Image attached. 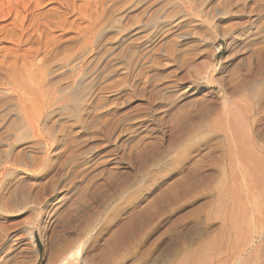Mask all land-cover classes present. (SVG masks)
Wrapping results in <instances>:
<instances>
[{
    "label": "rangeland",
    "instance_id": "obj_1",
    "mask_svg": "<svg viewBox=\"0 0 264 264\" xmlns=\"http://www.w3.org/2000/svg\"><path fill=\"white\" fill-rule=\"evenodd\" d=\"M61 1L63 4L61 3ZM61 1L59 0L47 1L43 6L38 8V11L36 10L34 14H32L31 16L32 19L30 20L31 25L27 29L26 37H25L27 44L21 46L20 51L16 52L14 50L15 47L13 42L10 39H8L10 37V34L7 35L8 37H6L5 39L6 41L0 43V49H3L2 52H0L1 55L0 59L2 60V58L3 59L6 58V60L8 59L7 61H10L13 60V58L15 57H17L18 59H23L24 57H26V55L28 56V54L35 53L37 51L38 53L39 52L41 53V51L43 50L42 53L44 52L46 53L47 52L46 42L48 41L47 39L50 34L52 36L55 35L53 37H55L57 40L60 39L59 41H62L65 36L70 37L72 39V46L70 48L71 50L65 51L66 53L62 51L59 56V59L60 58L61 59L58 60L57 63L55 62V64H53L54 62L40 66H38L39 64H36L34 65L35 66L34 68L33 66H27V68H25L26 71L24 70L25 72L21 70L22 66L20 67V65H18L20 64V62H18V64L14 67L12 66H8V68L6 67L7 70L9 69L10 71L14 69V72L16 73L15 75L14 72H9L8 70V74L13 73L14 74L13 77L15 79L16 78L19 79V82L22 80L21 85L23 88H20L19 91L11 90V87L7 83L9 82L10 79L7 81L5 80V78H3L5 80L4 82H1L0 80V91H2L0 92V95L7 96V103H5L6 105L3 104L0 106V124L3 123L2 125H0V132H1L0 142L6 144L5 146V145H1L2 143H0L1 146L0 156H2L3 159L6 160L8 159L7 163H11V161L13 160L12 165H14V167L12 168L10 164L4 165V163L0 162L1 166H3L4 168L6 167L5 169L0 168V172H1L0 174H2V176L0 177V180L2 179L0 181L2 182L0 183V198L3 199L0 200V203L1 204L3 203L5 207L8 205L7 206L8 208L7 207L6 208L10 211L9 213V211L5 209L4 211L6 212V214L4 211L0 212V221L2 222V223L0 222V224L3 226L7 224V226L6 225L4 226V228H6L5 230L7 231V233L16 234V237L17 238L19 237L16 246L17 248H19L20 251H22L20 252V255L17 256L18 258L16 257L17 261L15 262L13 261L12 263L16 264L17 262V264H45L46 249L50 247L51 250L53 249L54 246L50 245L51 241L49 236L42 233L44 226L43 222L45 220L44 210H41L40 206L34 207L32 204V201L37 200L35 199L36 194H37L36 196L37 198L39 199L44 198L43 196L41 197L40 195H38V193L41 190H43V188L41 187H45L46 190L50 192L52 186H53L52 188L53 190L51 189L52 192H50L51 195H53L52 199L57 194L60 193L59 198L62 196L61 198L65 197V199L67 200L68 199L72 201L75 200L73 202L74 203L73 206L69 208L70 211H74L73 213L74 217L71 218L70 212H68L65 215H62L60 218L61 223H60V228L58 230L67 232L66 234L67 238H69L70 236L72 238H75L74 236H76L75 234L77 232H79L80 230L81 231L85 230L84 233L86 232L89 233L88 234V237L90 238L89 241L92 239V240H96L97 242L99 239H102L103 236L105 237L106 235L105 233L107 230H109L110 227V223H111L110 221H112L114 217L119 219V221H123L126 219L125 220L126 222L133 221L134 223H136L135 226L136 228L134 227L133 229H130L129 230L130 234L129 232L125 234L126 238L124 237L125 241L122 243V247L120 248L121 250L118 252V255L116 257L117 261L114 258V260L109 264H115V263L143 264L145 260L147 261L144 264H152V262L153 264L180 263L181 260H183L184 258V254L186 256L185 259L187 258L189 249H190L189 252L191 251L190 252L191 255L194 252L193 249H195V253H194L195 255L199 250L198 247L200 248L201 246L205 245L204 242L207 243L208 241L209 243L213 241L214 237L216 240V238L219 236V230H220L219 227L221 228V224L219 222L220 221L219 219L214 220V216H215L214 191H212L210 188H205V190L199 188L195 190L193 193H191V195L187 196L185 199L182 200L180 199L181 201L177 200L176 201L177 203L171 202L170 205V202L167 203L164 202L165 204L163 203L162 206L160 207L158 206V208L155 207V209L154 208L150 209L149 210L150 216L148 215L149 216L148 218L140 219V222H143L141 223V225H139L140 222L137 221V218L138 220L140 218L138 216L140 214L136 212H130L129 211L131 207L130 205H132L133 202L137 201L139 199L138 197L140 196L150 197L151 196L150 194L153 193L152 190L155 189L156 185L159 186L161 185L160 188L164 190V188L162 187L165 186V188H167L169 185L167 183H171V180H169L170 174L168 173L174 169V164H170L171 159H169L170 157L167 156L168 154H170L171 152L170 150L178 145L177 142L173 141V137L176 134L175 132L177 129L179 130V131L177 130L178 133H180L182 136L185 135L184 138L186 137L187 132H189L190 122L197 120L196 101L198 100L200 101L201 98H208V96L205 97L202 96L204 92L208 91L210 94L209 98L212 97L214 98V100L221 102L220 95L225 94V96L228 97V92L227 93L225 92L224 88L222 87L223 84L221 83V81L223 83H226V79L227 80L229 79L228 77L232 78L233 80L235 79L234 80L235 82L244 81L245 78H247L248 75H250L252 69H254V65L256 67V65L258 66L262 64L264 59L263 58L264 54L260 52H261V46H264V42H263L264 20H262L264 19V15H263L264 0H103L101 3L99 2V0H65V3L63 2V0ZM108 4L112 6L110 7ZM34 15L37 16L35 19L33 18L35 17ZM254 16H259L260 19L259 23L261 24H257L258 22L257 23L254 22L253 25L256 27L251 29V31H249V29H247L249 28L248 24L254 18ZM247 17H249V19ZM34 20L36 22H34ZM62 21L64 24L62 23ZM246 22L248 23L246 24ZM256 24L259 25L260 28H258ZM3 25L6 26V30L10 31L12 27V22L10 23V20H8ZM174 29L176 30L174 31ZM177 31H183L187 34H189V31L191 32L189 35H187L184 41L180 38H178L180 40H177V38L174 36V33ZM175 47L178 49V51ZM15 52L17 53V55ZM177 52H179V54ZM3 53L4 55H2ZM173 54L175 56L178 57L180 56V57L177 59ZM20 55L23 57H21ZM59 61H61L62 64H60ZM238 62L241 63L238 64ZM74 66L76 68H74ZM15 67H19V68H15ZM30 67H32L33 70ZM62 67H64V69H62ZM70 67L72 71L69 70ZM2 68L3 71L6 70L5 67ZM28 68L34 74L32 73L28 74L29 72V70L27 71ZM82 68H84L85 70ZM17 69L18 71H16ZM89 75L91 76V79L89 78L90 77ZM29 76H31L32 78ZM13 77L11 78L14 79ZM78 77L82 78V82L79 83V85H77L76 93L71 94L69 93L70 91L69 86L73 85V83L79 82L80 79ZM15 81H17V83L19 84L18 80ZM23 81L26 83H24ZM175 81L178 83V85ZM38 82L39 84L36 85V83ZM27 83L29 84V86H32L30 87L31 89L29 88ZM189 83L190 85H193L194 93H192L193 95L189 98L187 96L186 97L184 96L182 100V97L181 95H179V92H182L183 90L180 88L184 85H189ZM195 84L198 86L197 88H194ZM23 85L27 87V88L25 87L26 89L28 90L30 89L29 90L30 93L31 91H33V94L32 93L30 94L28 90L24 88ZM82 87H85V89L87 90H85ZM34 88H37L36 91L33 90ZM154 90L156 92H154ZM11 91H13L16 94L12 93ZM87 91L90 92L88 93ZM163 91H166L167 93L166 92L163 93ZM172 91L174 92V94L176 92L178 93L174 95ZM3 92L6 93L4 94ZM58 92L61 93L59 94ZM21 93H24V95ZM75 94L76 96L77 95L79 96L75 97L74 96ZM18 95H20L22 99L18 98ZM72 95L74 97H72ZM45 96L46 98H44ZM47 96H49L50 98L49 97L47 98ZM163 96L165 97L167 96L169 98L167 97L165 98ZM170 96L171 97L174 96L173 99L177 101L171 99ZM178 97L181 98L179 99ZM52 98L56 99L55 103L52 102ZM65 98H70L72 100L67 99L68 101L66 100L67 101L66 103V101L64 100ZM28 99L31 100L29 101ZM159 99H160V103H159ZM12 100H15V102L16 101L19 102V100L20 101L22 100V102L25 103L23 104L25 106H28L30 112L32 113V116L31 114H28L27 116L33 117L32 122L34 124L32 123L33 126L31 127L33 131L31 130V128H29V130L26 129L28 125H29L28 127H30L31 125V122L29 121L31 117L27 119V116H25V120L23 117L24 114L23 116L19 117L24 123L26 122V127L25 124H23L19 118H16L17 116L14 113L19 111L20 114L22 107L19 104L21 102H19V104L18 102H16L17 105H15V103H13L14 101L12 102ZM170 100L171 102H169ZM172 100L174 102H172ZM30 102H32V107ZM50 102H52L53 104ZM60 102H61L60 104L61 107L59 106ZM161 102H164V104H162ZM72 103H74L75 105ZM9 104L10 107L8 106ZM182 104L185 105V107ZM76 105L81 106L78 109L79 111L76 110L78 107ZM17 106L19 107L17 108ZM63 106H64L63 109L67 110V111L65 110L66 111L65 114L67 112L68 114L71 112L69 115L64 114V110L62 109ZM66 106L68 109L66 108ZM68 106L71 109H69ZM1 107L3 108V110H1L2 109ZM26 108L27 107H25V109ZM60 109H62L61 111L63 112H61ZM171 109L173 111L174 110L176 111L173 112L171 111ZM27 110H25L26 113ZM72 113L75 117L72 115ZM75 113H77L79 117L76 116ZM12 114H14L13 115L14 117L12 116ZM6 115L7 118L5 119ZM2 116L3 118H1ZM92 117L93 118L97 117L96 119L98 118L99 119L96 120L94 118L95 119L94 120ZM187 117H188V119H186L187 124H185L182 128L179 127L175 129V122L178 121V119H183ZM37 118L38 120H36ZM15 119L18 120L15 121ZM84 119H86V121ZM27 120L30 122V124H27L28 123ZM34 120L36 121V123L34 122ZM18 121H20V123H18ZM80 122L83 123L84 126ZM12 124L13 126L11 127ZM20 124H22L24 129L22 128V126L21 128L19 127ZM15 127L16 128L19 127L20 130L23 129L22 130L23 132L21 134L23 135L25 134L26 136H29L27 140H25L24 137H22V142L19 140L20 137L23 135L20 136V133H19L20 137L18 136V134L16 135L15 133H17L18 130H15L14 129ZM25 130H28L31 133L28 131L26 132ZM10 131L12 135L19 137L18 139L19 142H17L16 140L17 144L15 143V139H17L16 137H13L12 140L10 139L12 136L11 134H9ZM67 131H70V133ZM5 134H7V136ZM66 134H70V135H66ZM4 135H5L4 137L5 141L3 139L2 141L1 138ZM91 136L94 139L91 138L92 140H89V137ZM8 138L10 141L8 140ZM11 146L13 147V149H11ZM22 146L23 147L25 146L26 148L25 147L23 148ZM21 147L25 149L26 152L29 151L31 155H33L32 158H30L31 155L29 157L30 163H28L29 152L28 154L26 153L27 155L21 162L17 160V157L15 156L17 154V151L15 152V150H20V151L23 150ZM95 148L96 151L94 150ZM146 148L149 149L146 150ZM3 149L4 151H6L5 156H3L4 155ZM30 149H32V151ZM89 150H92L91 151L92 153L90 152L88 153L90 154V156L86 153ZM149 150L150 152H147ZM33 151L35 152L33 153ZM10 153H12L11 157H9ZM12 156L14 158L16 157L15 160ZM35 158L38 161V163L37 161H35ZM67 158L69 160L70 158L72 159L69 161ZM25 159L28 160V162ZM50 159L53 160L51 161ZM64 159L68 160L69 162ZM9 160L11 161L9 162ZM57 160L59 163L54 162ZM62 160L63 162H61ZM73 160L75 161L72 162ZM31 162L32 163L34 162L32 165H36V166H33L32 168ZM60 162L62 164H60ZM16 163H17V167H15ZM25 163H27V166ZM64 163L66 165H69L68 163H71L75 166L72 167L73 165H69L70 168L68 166L67 170H64V173H66L67 175L65 174V176H62V178L60 174L56 175L57 178L55 176L53 177L52 172L54 171V169L59 165H64ZM18 165L19 166L24 165L23 166L24 168L21 166L23 170H21V168ZM165 166H167L168 169ZM10 168H12L11 170L14 171L15 173L14 172L12 173ZM14 168L16 170H13ZM74 168L76 170H73ZM160 168L162 170H160ZM211 168L212 169L209 168L210 170L209 172L212 173L214 168L212 166ZM24 169L28 170V172L25 171ZM4 170L7 171L5 172ZM22 171L26 173H23ZM29 172L33 174H30ZM6 173L8 174L7 176ZM10 173L13 175H11ZM147 173L148 174L150 173L151 176L148 175ZM145 174H147L148 177ZM165 174L167 176H165ZM69 175L72 176L73 182L71 181V177ZM17 176L19 177V179ZM32 176L35 178H33ZM52 177L54 178L53 180L54 182L52 181V185H51L50 180L52 179ZM24 178H28V183L30 184L32 183L31 185H33L34 183L33 185L34 187L33 186L31 187V185L27 184L26 188L29 185L28 191L25 187H24L25 189L19 187L20 181ZM55 178L56 180L60 178V180L57 181L58 183L55 181ZM46 179L47 180L50 179L49 180L50 182L47 181ZM68 182L70 184L67 185ZM139 182L141 183V187L139 185ZM13 183H14V187H12ZM15 184H17L18 186L17 185L15 186ZM134 184L136 185V187H134L135 186ZM142 184L144 185V187ZM146 187L147 188L149 187L148 191ZM32 188L33 190H31ZM55 189L56 190L58 189V191H56ZM144 189H146V191ZM11 190L12 192L13 191L14 192L10 194ZM54 190L56 191L57 194L53 193ZM30 191L32 193L28 194V192ZM33 191L35 193H33ZM9 195L10 198H13V201L10 198L8 199ZM11 195L13 196L16 195L15 196L16 198L12 197ZM28 198L31 201L30 200L28 201ZM149 200L150 198H148L147 201L149 202ZM117 202H119L120 205ZM123 202L125 204H122ZM13 203H15L17 207L15 206L14 208ZM113 205L114 207L116 206L115 207L116 210L112 209L114 208ZM144 205L146 206V204ZM24 206L25 208H23ZM10 207L14 208V209L12 208L13 210H15L14 212H16L14 213V215H13V210H11ZM17 210L20 211L18 212ZM30 210L35 211L36 213L32 211L30 212ZM33 213H35L37 216ZM114 214L115 216H113ZM218 214L219 213H217L216 211L217 216H219ZM209 217L212 219H210ZM143 219L144 220L146 219V221H144ZM108 220L110 221L108 222ZM137 222H139V224ZM65 224H67V226ZM190 225L193 226L190 227ZM102 230L103 231L105 230V232H103ZM191 232L193 233L191 234ZM216 232L218 233V235L215 234ZM189 234L190 236H187L186 239V235ZM96 236L99 238H97ZM173 242L175 246H172ZM165 244L167 246H165ZM177 244L178 246H176ZM93 245H96V243H93ZM186 247L187 249H185ZM169 248L173 250L175 249L174 253ZM87 249L90 251V248L86 247L81 252L82 254L78 256L74 264H82L80 261L83 260L84 257L91 256L92 253H94L93 249H91L90 252ZM167 249L171 251H167ZM85 250L88 253H86ZM170 252L172 253V255ZM176 252H178V254ZM152 253L154 254L152 255ZM173 254H176V257ZM163 256L165 261H163L164 260ZM153 257L155 259H153ZM179 257H182V259ZM195 257L197 256H193V258ZM188 258L190 259V257ZM156 259L157 262L154 263ZM191 259L189 261H191ZM178 260L180 262H177Z\"/></svg>",
    "mask_w": 264,
    "mask_h": 264
},
{
    "label": "bare ground",
    "instance_id": "obj_2",
    "mask_svg": "<svg viewBox=\"0 0 264 264\" xmlns=\"http://www.w3.org/2000/svg\"><path fill=\"white\" fill-rule=\"evenodd\" d=\"M47 1L50 0H0V43L6 41V37H8L7 35L10 34V37L8 39H10L15 47V51L18 52L20 51L21 46L27 44L25 37H26V32L27 29L29 28L30 24V20L32 19V14H34V12L37 10L38 8H40L41 6H43ZM53 1V0H52ZM57 1V0H56ZM61 1V0H59ZM103 0H99V2L101 3ZM63 2L65 3V0H63ZM52 3V2H51ZM56 3V2H55ZM62 3V1H61ZM71 3V2H70ZM63 4V3H62ZM188 4V3H187ZM191 4V3H190ZM67 5V4H66ZM65 5V6H66ZM109 5V4H108ZM62 6V5H61ZM110 6V5H109ZM112 6V5H111ZM110 6V7H111ZM70 7V6H69ZM106 7V6H104ZM261 7V6H260ZM67 8V7H66ZM105 9V8H104ZM179 9V8H178ZM182 9V8H181ZM186 9V8H185ZM81 11V10H80ZM83 12V10H82ZM105 12V10H104ZM178 12V11H177ZM183 12V11H181ZM239 12V11H238ZM256 12V11H255ZM264 12V11H263ZM85 13V12H84ZM87 13V12H86ZM108 13V11H107ZM167 13V12H166ZM257 13V12H256ZM261 14V13H260ZM38 15V14H36ZM86 15V14H85ZM104 15V14H103ZM259 15V14H258ZM264 15V13H263ZM35 16V15H34ZM42 16V15H41ZM167 16V14H166ZM31 17V18H30ZM37 16L33 17L34 19ZM40 17V16H39ZM87 17V16H86ZM167 18V17H166ZM171 18V17H170ZM249 19V17H247ZM262 18V17H261ZM39 19V18H38ZM37 19V20H38ZM60 19V18H59ZM8 20H10V23L12 22V27L11 30L8 31L6 30V26H4L3 24L5 22H7ZM67 20V19H66ZM251 20V19H250ZM259 16H254V18L249 22L247 29H249V31H251V29L255 28L256 26H254V22H258L257 24H261L259 23ZM264 20V19H262ZM29 22V23H28ZM34 22H36L34 20ZM61 22V20H60ZM68 22V21H67ZM245 22V21H244ZM262 22V21H261ZM32 23V21H31ZM63 23V21H62ZM248 22H246L247 24ZM263 23V22H262ZM34 24V23H33ZM64 24V23H63ZM67 24V23H66ZM245 24V25H246ZM256 24V25H257ZM10 25V24H9ZM48 25V24H47ZM58 25V24H57ZM50 26V25H49ZM97 26V24H96ZM95 26V27H96ZM264 26V24H263ZM36 27V26H35ZM258 28L259 25H257ZM47 28V27H46ZM49 28V27H48ZM53 28V27H52ZM90 28V27H89ZM87 28V29H89ZM184 28V27H183ZM35 29V28H34ZM41 30V29H40ZM50 30V29H49ZM176 29H174L175 31ZM179 30V29H178ZM186 30V28H185ZM184 30V31H185ZM263 30V29H262ZM261 30V32H262ZM245 31V30H244ZM41 32V31H40ZM43 32V30H42ZM51 32V31H50ZM191 31H189L190 34ZM241 32V31H240ZM243 32V31H242ZM38 33V32H37ZM85 33V32H84ZM87 33V32H86ZM50 34V33H49ZM183 31H177L174 33V36L177 38V40H184L187 35H189ZM260 34V33H259ZM29 36V35H28ZM48 36V35H46ZM55 36V35H53ZM51 34L48 37V41L46 42V53H41L38 51L35 53H31L28 54V56L26 55V57H24L23 59H18L17 57L13 58V60L7 61L6 58L2 60L0 59V80L1 82H4L5 80H9V82H7L9 84V86L11 87V90H20V88L22 87V83L21 81L19 82V79H15L13 76V73H9L8 74V66H16L18 64V62H20V67L21 70L24 71L25 68H27V66H33V68L35 67L34 65L39 64L40 65H46V64H50L53 63L55 64V62L57 63L60 56V53L63 51H70L71 46H72V39L70 37L65 36L64 39L59 41L57 40L55 37H53ZM195 36V35H194ZM260 37V35H259ZM262 37V36H261ZM40 38V37H39ZM79 38V37H78ZM180 38V39H178ZM7 39V40H8ZM28 39V38H27ZM42 39V38H41ZM44 39V38H43ZM86 39V38H85ZM175 39V38H174ZM168 40V39H167ZM176 40V39H175ZM187 40V39H186ZM185 41V40H184ZM182 42V41H181ZM196 42V41H195ZM262 42V41H261ZM264 42V40H263ZM41 43V42H40ZM39 43V44H40ZM60 43V44H59ZM164 43V42H163ZM184 43V42H183ZM166 44V42H165ZM197 44V43H195ZM257 44V43H256ZM161 45V43H160ZM251 45V44H250ZM262 45V44H259ZM166 46V45H165ZM170 46V45H169ZM177 46V45H175ZM179 46V45H178ZM37 47V46H36ZM43 47V46H42ZM32 48V47H31ZM35 48V47H34ZM176 48V47H175ZM257 48V47H256ZM260 48V47H258ZM39 49V48H37ZM62 49V50H61ZM177 49V48H176ZM195 49V48H194ZM3 49H0V52H2ZM7 50V49H6ZM168 50V49H167ZM175 50V49H174ZM181 50V48H180ZM186 50V49H185ZM36 51V50H34ZM178 51V49H177ZM257 51V50H256ZM260 51V50H259ZM258 51V52H259ZM15 52V53H16ZM168 52V51H167ZM181 52V51H179ZM179 52H177L179 54ZM183 52V51H182ZM8 53V52H7ZM26 53V52H24ZM66 53V52H65ZM74 53V52H73ZM169 53V52H168ZM176 53V52H175ZM174 53V54H175ZM257 53V52H256ZM264 54V46H261V52ZM6 54V53H5ZM21 54V53H19ZM167 54V53H166ZM173 54V55H174ZM176 54V55H178ZM186 54V53H184ZM188 54V53H187ZM258 54V53H257ZM262 54V55H263ZM4 55V53L2 54ZM8 55V54H7ZM17 55V53H16ZM62 55V54H61ZM256 55V54H254ZM1 56V55H0ZM21 56V55H20ZM169 56V55H168ZM175 56V55H174ZM258 56V55H257ZM23 57V56H21ZM177 59L180 57L175 56ZM174 57V58H175ZM188 57V56H187ZM191 57V56H190ZM194 57V56H193ZM1 58V57H0ZM58 58V59H55ZM80 58V57H79ZM173 58V59H174ZM175 58V59H176ZM189 58V57H188ZM258 58V57H257ZM262 58V57H261ZM264 58V55H263ZM63 59V58H62ZM170 59V57H169ZM65 60V59H64ZM241 60V59H240ZM245 60V59H244ZM67 61V59H66ZM174 61V60H172ZM177 61V60H176ZM242 61V60H241ZM262 61V59H261ZM64 62V61H63ZM182 62V61H181ZM248 62V61H247ZM60 64L61 61H59ZM65 63V62H64ZM79 63V62H78ZM81 63V62H80ZM178 63V62H177ZM241 63V62H240ZM238 62V64H240ZM246 64V63H245ZM52 65V64H51ZM78 65V64H77ZM89 65V64H88ZM87 65V66H88ZM182 65V64H181ZM236 65V64H235ZM253 65V64H252ZM50 66V65H49ZM62 66V65H61ZM71 66V65H70ZM185 66V65H184ZM238 66V65H237ZM5 67V71H3V68ZM7 67V68H6ZM11 67V68H12ZM44 67V66H43ZM86 67V66H85ZM10 68V67H9ZM15 68H19V67H15ZM32 69V67H30ZM68 68V66H67ZM73 68V66H72ZM74 68H76L74 66ZM79 68V67H78ZM62 69H64V67H62ZM84 69V68H82ZM240 69V68H239ZM12 70V69H11ZM29 70V68L27 69V71ZM33 70V69H32ZM37 70V69H36ZM35 70V71H36ZM71 70V67L70 69ZM74 70V69H73ZM85 70V69H84ZM175 70V69H174ZM238 70V69H237ZM18 71V69L16 70ZM26 71V70H25ZM24 71V72H25ZM34 71V72H35ZM40 71V70H39ZM72 71V70H71ZM70 71V72H71ZM9 72H14V69L12 71L9 70ZM83 72V70H82ZM81 72V73H82ZM85 72V71H84ZM175 72V71H174ZM191 72V71H190ZM233 72V70H232ZM15 73V72H14ZM22 73V72H21ZM27 73V72H26ZM32 73V71L29 70L28 74ZM236 73V72H235ZM34 74V73H32ZM66 74V73H65ZM88 74V73H87ZM233 74V73H232ZM249 74V73H248ZM16 75V73H15ZM183 75V74H182ZM228 75V74H227ZM3 76V77H2ZM19 76V75H18ZM17 76V77H18ZM36 76V75H34ZM49 76V75H48ZM61 76V75H60ZM90 76V75H89ZM88 76V77H89ZM194 76V75H193ZM11 77H13L14 79H12ZM16 77V76H15ZM31 77V76H29ZM50 77V76H49ZM82 77V76H81ZM87 77V78H88ZM181 77V76H180ZM179 77V78H180ZM190 77V76H189ZM207 77V76H206ZM241 77V76H240ZM5 78V80L3 79ZM27 78V76H26ZM32 78V77H31ZM38 78V76H37ZM68 78V77H67ZM79 78V77H78ZM91 79V76L89 77ZM205 78V77H204ZM229 79H226V83H223L221 81V83L223 84V88L225 90V92H228V97L225 96V94L220 95L221 96V102L214 100V98H209L210 94L209 92H204V94L202 96H208V98H201L200 101H196L197 103V115H196V121H192L189 124V132H187L186 137L184 138V136H182L180 133H178V129L179 127H183L185 124H187L186 119L187 118H183V119H178V121L175 122V129L176 130V134L173 137V141L177 142L178 145L173 148V149H169L171 152L170 154H168L167 157H170L169 159H171L170 164H174V169L172 171H170L168 174H170V179L171 183H167L169 184L167 188H165V186H163L162 188H164V190H162L160 188L159 185L155 186V189H153V193L150 194V197H138L139 199L135 202H133L132 205H130V212H136L140 215H138L140 218L137 221L140 222V219L142 218H148L150 215L149 210L157 207L158 206H162L164 202H176L177 200H182L185 199L187 196L191 195V193H193L195 190L202 188L205 190V188H210L212 191H214V205H215V216H214V220H220V224H221V228L219 227V236L217 237L218 233L216 232V240L215 237L213 239V241L209 242L207 241L203 242L205 243V245L201 246L200 248L198 247V251L197 254L194 255L195 253V249H193V254L191 255L189 250H188V254H187V258L185 259V254H184V258L183 260H181V262L178 260L177 262L180 263H175V264H264V59L261 65H254V69H252V71L250 72V75H248L247 78H245L244 81H234L232 78L228 77ZM236 78V77H235ZM3 79V81H2ZM21 79V78H20ZM24 79V78H23ZM77 79V78H76ZM80 81L73 83V85L69 86V93L74 94L76 93V88L77 85H79V83L82 82V78H79ZM225 79V78H224ZM18 80L19 84L17 83ZM85 80V78H84ZM89 80V79H88ZM27 81V80H26ZM59 81V80H58ZM77 81V80H76ZM87 81V80H86ZM24 82V81H23ZM52 82V81H51ZM176 82V81H175ZM179 82V81H178ZM194 82V81H193ZM26 83V82H24ZM41 83V82H40ZM168 83V82H167ZM171 83V82H169ZM177 83V82H176ZM175 83V84H176ZM182 83V81H181ZM197 83V81H196ZM219 83V82H218ZM3 84V83H2ZM1 84V86H2ZM5 84V83H4ZM39 84L36 83V85ZM221 84V85H222ZM7 85V84H6ZM27 85L29 86V84L27 83ZM70 85V84H69ZM167 85V84H166ZM173 85V84H172ZM178 85V83H177ZM180 85V84H179ZM182 85V84H181ZM8 86V85H7ZM24 88L26 87L25 85H23ZM51 86V85H50ZM67 86V85H66ZM164 86V85H163ZM162 86V87H163ZM6 87V86H5ZM32 86H29V88ZM39 87V86H38ZM48 87V86H47ZM53 87V85H52ZM68 87V86H67ZM86 87V86H85ZM85 87H82L85 89ZM198 86L195 84L194 88H197ZM27 88V87H26ZM25 88V89H26ZM65 88V87H64ZM170 88V87H169ZM24 89V90H25ZM31 89V88H30ZM29 89V90H30ZM37 88H34L33 90L36 91ZM39 89V88H38ZM66 89V88H65ZM79 89V87H78ZM81 89V88H80ZM101 89V88H100ZM179 89V88H177ZM180 89H182V92H179V95H181L182 100L184 98V96L186 97H191L194 93V89H193V85H184L182 86ZM28 90V89H26ZM28 90V92L30 93V91ZM48 90V89H47ZM67 90V89H66ZM87 90V89H85ZM84 90V91H85ZM102 90V89H101ZM159 90V89H158ZM166 90V89H165ZM174 90V89H173ZM185 90V91H184ZM223 90V89H222ZM23 91V90H22ZM41 91V90H39ZM59 91V90H57ZM81 91V90H80ZM79 91V92H80ZM168 91V90H167ZM177 91V90H176ZM181 91V90H180ZM2 92V91H0ZM12 93H14L13 91H11ZM27 92V93H28ZM38 92V91H37ZM36 92V93H37ZM43 92V91H42ZM49 92V91H47ZM65 92V91H63ZM78 92V91H77ZM82 92V91H81ZM88 92V91H87ZM90 92V91H89ZM88 92V93H89ZM154 92H156L154 90ZM161 92V91H160ZM166 91H163V93ZM173 92V91H172ZM223 92V91H222ZM4 94L6 92H3ZM11 93V94H12ZM31 93L33 94V91H31ZM30 93V94H31ZM35 93V94H36ZM44 93V92H43ZM57 93V92H56ZM59 93V92H58ZM61 93V92H60ZM59 93V94H60ZM162 93V92H161ZM167 93V92H166ZM170 93V91H169ZM178 93V92H176ZM175 93V94H176ZM8 94V93H7ZM16 94V93H14ZM13 94V95H14ZM18 94V93H17ZM24 95V93H21ZM34 94V96H35ZM79 94V93H78ZM154 94V93H153ZM152 94V95H153ZM172 94V93H171ZM170 94V95H171ZM174 94V92H173ZM174 94V95H175ZM22 95V97H23ZM42 95V94H41ZM50 95V94H49ZM63 95V93H62ZM61 95V98H62ZM87 95V94H86ZM91 95V94H90ZM94 95V94H93ZM165 95V94H164ZM167 95V94H166ZM169 95V94H168ZM178 95V94H177ZM15 96V95H14ZM43 96V95H42ZM60 96V95H59ZM65 96V95H64ZM71 96V95H70ZM75 97L79 96L76 94L74 95ZM72 95V97H74ZM82 96V93H81ZM223 96V99H222ZM49 96H47L48 98ZM89 97V96H88ZM165 97V96H163ZM167 97V96H166ZM165 97V98H166ZM171 97V96H170ZM174 97V96H173ZM173 97H171V99H173ZM176 97V96H175ZM180 97V98H181ZM10 98V97H9ZM15 98V97H14ZM18 98H21L20 95H18ZM29 98V97H28ZM32 98V96H31ZM37 98V97H36ZM46 98V96L44 97ZM50 98V97H49ZM56 98V97H55ZM52 98V102H56V99ZM79 98V97H78ZM77 98V100H78ZM82 98V97H81ZM164 98V99H165ZM169 98V97H167ZM179 98V97H178ZM179 98V99H180ZM187 98V99H188ZM22 99V98H21ZM24 99V97H23ZM67 99L70 98H65L64 100L66 101ZM74 99V98H73ZM163 99V98H162ZM186 99V100H187ZM29 100V99H28ZM31 100V99H30ZM29 100V101H30ZM38 100V99H37ZM40 100V99H39ZM72 100V99H70ZM76 100V101H77ZM90 100V99H89ZM156 100V99H155ZM158 100V99H157ZM174 100V99H173ZM177 101V100H174ZM14 101V102H13ZM26 101V100H25ZM34 101V100H33ZM45 101V100H44ZM49 101V99H48ZM64 101V102H65ZM68 101V100H67ZM66 101V103H67ZM75 101V100H74ZM13 103L16 104L15 100H12ZM19 102H21L19 104ZM18 104L22 107L21 112L17 115V112L14 113L17 117L19 118L21 116H23L24 114V120H25V116H27L28 114L32 113L30 112V109L28 108V106H25L24 102H22V100H19ZM41 102V101H40ZM43 102V101H42ZM50 102V103H52ZM59 102V101H58ZM57 102V105H58ZM63 102V99H62ZM70 102V101H69ZM100 102V101H98ZM171 102V100L169 101ZM7 103V96H3L0 95V106ZM24 103V104H23ZM31 103V107H32V102ZM49 103V104H50ZM159 103H160V99H159ZM162 104H164V102H161ZM40 104V103H39ZM53 104V103H52ZM61 102L59 103L60 106ZM74 104V103H72ZM77 104V103H76ZM177 104V103H175ZM187 104V103H186ZM189 104V103H188ZM6 105V104H5ZM29 105V104H28ZM55 105V106H57ZM64 105V104H63ZM75 105V104H74ZM72 105V106H74ZM107 105V104H106ZM105 105V106H106ZM161 105V104H160ZM172 105V104H171ZM169 105V106H171ZM174 105V104H173ZM183 105V104H182ZM10 107V104L8 105ZM24 106V108H23ZM65 106V105H64ZM64 106L62 107V109L64 108ZM70 106V104H69ZM68 106V107H69ZM78 106V105H76ZM83 106V104H82ZM162 106V105H161ZM185 107V105H183ZM182 106V108H183ZM193 106V105H192ZM3 107V106H2ZM1 107V108H2ZM5 107V106H4ZM7 107V106H6ZM19 106H17L18 108ZM25 107H27L25 109ZM61 107V106H60ZM79 107H81L80 105L77 107V111H79ZM165 107V106H164ZM173 107V106H172ZM38 108V107H37ZM67 108V106H66ZM76 108V107H75ZM85 108V107H84ZM98 108V107H97ZM166 108V107H165ZM169 108V107H168ZM171 108V107H170ZM180 108V107H179ZM27 110V113L25 112V110ZM32 109V108H31ZM35 109V108H34ZM60 109V111L62 110ZM68 109V108H67ZM69 109H71L69 107ZM83 109V108H82ZM164 109V108H163ZM3 110V108L1 109ZM19 110V109H18ZM52 110V109H51ZM57 110V109H56ZM59 110V108H58ZM57 110V111H58ZM64 110V114L67 111L66 109ZM66 110V111H65ZM75 110V109H73ZM166 110V109H165ZM169 110V109H168ZM167 110V111H168ZM178 110V109H177ZM36 111V110H35ZM56 111V112H57ZM170 111V110H169ZM171 111H173L171 109ZM176 111V110H174ZM173 111V112H174ZM11 112V110H10ZM13 112V111H12ZM30 112V113H29ZM33 112V111H32ZM63 112V111H61ZM82 112V111H81ZM166 112V111H165ZM178 112V111H177ZM180 112V111H179ZM71 113V112H70ZM69 113V114H70ZM84 113V112H83ZM96 113V112H95ZM172 113V112H171ZM8 114V113H7ZM10 114V113H9ZM12 114V116L14 115ZM54 114V113H53ZM68 112L65 114L67 115ZM68 114V115H69ZM76 116L79 117V115H77V113H75ZM81 114V113H78ZM93 114V113H92ZM39 115V114H38ZM64 115V116H65ZM73 115V113H72ZM94 115V114H93ZM11 116V115H10ZM30 116V117H31ZM41 116V115H40ZM47 116V115H46ZM45 116V117H46ZM59 116V115H58ZM74 116V115H73ZM97 116V115H96ZM9 117V115H8ZM14 117V116H13ZM12 117V118H13ZM29 116H27V119L30 118ZM57 117V116H56ZM66 117V116H65ZM69 117V116H68ZM67 117V118H68ZM75 117V116H74ZM76 117V118H78ZM81 117V116H80ZM102 117V116H101ZM104 117V116H103ZM3 118V116L1 117ZM7 118V115L5 117V119ZM33 117L30 118V122L31 125L30 127L27 126L26 129L29 130V128H31L32 125V119ZM44 118V117H43ZM72 118V116H71ZM93 118V117H92ZM95 119L97 117H94ZM93 118V119H94ZM172 118V117H171ZM178 118V116H177ZM190 118V117H189ZM4 119V120H5ZM11 119V118H9ZM21 120V118H19ZM35 119V118H34ZM62 119V118H61ZM66 119V118H65ZM94 119V120H95ZM99 119V118H98ZM96 119V120H98ZM13 120V119H12ZM18 119H15V121ZM38 120V118L36 119ZM76 120V119H75ZM86 121V119H84ZM88 120V119H87ZM91 120V118H90ZM93 120V123H94ZM22 121V120H21ZM28 121V120H27ZM28 121L27 124H30V122ZM72 121V120H71ZM101 121V120H100ZM34 122L36 123V121L34 120ZM45 122V121H44ZM91 122V121H90ZM174 122V121H173ZM172 122V123H173ZM18 123H20V121H18ZM17 123V124H18ZM23 124H25L26 127V122L24 123L22 121ZM79 123V122H78ZM81 123V122H80ZM3 124V123H2ZM0 124V125H2ZM11 124V123H10ZM14 124V123H13ZM13 124L11 125V127L13 126ZM34 124V123H33ZM56 124V123H55ZM83 126L84 124L81 123ZM87 124V123H86ZM89 124V122H88ZM92 124V123H91ZM118 124V123H117ZM37 125V124H36ZM45 125V124H44ZM71 125V124H70ZM105 125V123H104ZM107 125V124H106ZM18 126V125H17ZM22 124L19 125V127L21 128ZM62 126V125H61ZM64 126V124H63ZM78 126V125H77ZM87 126V125H86ZM98 126V125H97ZM116 126V125H115ZM7 127V126H6ZM10 127V128H11ZM14 128L15 130H20V128ZM81 127V125H80ZM8 128V127H7ZM23 128V126H22ZM47 128V127H46ZM76 128V127H75ZM83 128V127H82ZM117 128V127H116ZM24 129V128H23ZM22 129V130H23ZM34 129V128H33ZM51 129V128H50ZM59 129V128H58ZM68 129V128H67ZM86 129V127H85ZM20 130L19 132L17 131V133H15L16 135L20 133V136L23 135L21 134L23 131ZM28 130H25L26 132ZM32 130V128H31ZM49 130V129H48ZM92 130V129H91ZM102 130V129H101ZM145 130V129H144ZM143 130V131H144ZM149 130V129H148ZM7 131V130H6ZM14 131V130H12ZM33 131V130H32ZM76 131V129H75ZM74 131V132H75ZM79 131V130H78ZM16 132V131H15ZM30 132V131H28ZM70 133V131H67ZM81 132V131H80ZM145 132V131H144ZM4 133V132H3ZM2 133V134H3ZM13 133V132H12ZM25 133V132H24ZM31 133V132H30ZM65 133V132H64ZM73 133V132H72ZM71 133V134H72ZM9 134H11V131L9 132ZM33 134V132H32ZM1 135V132H0ZM7 136V134H5ZM4 136H2L1 140H4ZM12 135V134H11ZM25 135V134H24ZM19 136L16 137L14 135L11 136V140L13 137H16L17 139H15V143L16 140L17 142H19V140L22 142V137H24L25 140H27V138L29 136ZM35 135V134H34ZM32 135V136H34ZM54 135V133H53ZM66 135H70V134H66ZM90 135V134H89ZM143 135V134H142ZM31 136V138H32ZM74 136V135H73ZM95 136V135H93ZM36 137V136H35ZM108 137V136H107ZM145 137V135H144ZM37 138V137H36ZM59 138V137H58ZM89 137V140H92L94 138ZM13 139V140H14ZM19 139V140H18ZM2 140V141H3ZM7 140V137H6ZM9 140V138H8ZM64 140V139H63ZM88 140V139H86ZM141 140V139H140ZM5 141V140H4ZM10 141V140H9ZM76 141V140H75ZM12 142V141H11ZM14 142V141H13ZM24 142V141H23ZM64 142V141H63ZM81 142V141H80ZM1 145H5L3 144V142ZM6 143V142H4ZM78 143V142H77ZM8 144V143H7ZM17 144V143H16ZM28 144V143H27ZM71 144V143H69ZM68 144V145H69ZM172 144V143H171ZM24 145V144H23ZM29 145V144H28ZM75 145V144H74ZM173 145V144H172ZM8 146V145H7ZM15 146V145H14ZM18 146V145H17ZM27 146V145H26ZM30 146V145H29ZM36 146V145H35ZM95 146V145H94ZM98 146V145H97ZM3 147V146H2ZM23 147V146H22ZM21 147V148H22ZM25 147V146H24ZM23 147V148H24ZM69 147V146H68ZM72 147V146H71ZM75 147V146H74ZM96 147V146H95ZM174 147V146H173ZM1 148V146H0ZM8 148V147H7ZM22 148V149H23ZM26 148V147H25ZM30 148V147H27ZM39 148V147H38ZM94 148V147H93ZM5 149V148H4ZM3 149V153L5 156L6 151H4ZM10 149V148H9ZM11 149H13V147L11 146ZM41 149V148H40ZM92 149V148H91ZM149 148H146V150ZM151 149V148H150ZM6 150V149H5ZM24 150V151H23ZM21 151L20 150H15V152L17 151V154L15 155L17 157V160L19 162H21L25 156L28 154V152L25 151V149H23ZM27 150V149H26ZM32 151V149H30ZM34 150V149H33ZM74 150V149H73ZM96 151V148L94 149ZM137 150V149H136ZM152 150V149H151ZM36 151V150H35ZM33 151V153L35 152ZM70 151V150H69ZM92 150L87 151L86 153L88 154L89 152H91ZM109 151V150H108ZM2 152V150H1ZM14 152V153H15ZM38 152V151H37ZM147 152H150L147 151ZM27 153V154H26ZM32 153V154H33ZM169 153V152H168ZM141 154V153H140ZM2 155V154H1ZM12 153H10L11 157ZM14 155V154H13ZM31 153L29 152V156L30 157ZM36 155V154H35ZM67 155V154H66ZM70 155V154H69ZM90 156V154H88ZM87 155V156H88ZM33 155H31L30 158H32ZM37 156V155H36ZM41 156V155H40ZM72 156V155H71ZM92 156V155H91ZM13 157V156H12ZM15 157V158H16ZM38 157V156H37ZM36 157V158H37ZM5 158V157H4ZM14 158V157H13ZM12 158V159H13ZM14 158V160H15ZM27 158V157H26ZM30 158L28 160H26L28 163H30ZM35 158V161H37ZM66 158V157H65ZM74 158V157H73ZM86 158V157H85ZM11 159V160H12ZM56 159V158H54ZM68 159V158H67ZM72 158H70L71 160ZM84 159V158H83ZM168 159V160H169ZM8 160V159H7ZM6 159H3L2 156H0V162L4 163V165L6 164H10L11 167L13 168L14 165H12V161L9 160V162L11 161V163H7ZM24 160V161H25ZM32 160V159H31ZM51 160V159H50ZM53 160V159H52ZM51 160V161H52ZM59 160V159H58ZM54 161V162H58ZM66 160V159H64ZM69 160V159H68ZM66 160V161H68ZM69 160V161H70ZM81 160V159H80ZM79 160V161H80ZM167 160V163H168ZM25 161V162H26ZM40 161V160H39ZM46 161V160H45ZM49 161V160H48ZM47 161V162H48ZM68 161V162H69ZM75 160H73L72 162H74ZM63 162V160L61 161ZM60 162V164H62ZM65 162V161H64ZM166 162V161H165ZM0 163V168H4L3 166H1ZM14 163V162H13ZM24 163V162H22ZM34 163V162H33ZM31 162V166L33 168V166L36 165H32L33 164ZM38 163V161H37ZM59 163V162H58ZM78 163V162H77ZM164 163V162H163ZM212 163V165H211ZM20 164V163H19ZM27 166V163H25ZM24 164V165H25ZM48 164V163H47ZM51 164V163H50ZM69 165H73L71 163H68ZM75 164V163H74ZM23 165V166H24ZM30 165V164H29ZM39 165V164H38ZM37 165V166H38ZM49 165V164H48ZM54 165V163H53ZM64 163V165H57L58 167H56L54 169L53 173V177L56 175L61 176H65L66 173H64V170H67L68 166ZM161 165V164H160ZM163 165V164H162ZM19 166V165H18ZM22 165H20L19 167L21 168ZM22 166V167H23ZM51 166V165H50ZM75 165H73L72 167H74ZM168 166V164H167ZM165 166L167 169L168 167ZM211 166L214 168L212 173L209 172V168H211ZM15 167H17V163L15 165ZM18 167V168H19ZM52 167V166H51ZM172 167V166H171ZM6 168V167H5ZM4 168V169H5ZM10 168V170L12 169ZM24 168V167H23ZM30 168V167H29ZM37 168V167H36ZM70 168V166H69ZM159 168V167H158ZM163 168V166H162ZM173 168V167H172ZM8 169V166H7ZM78 169V168H77ZM9 170V171H10ZM13 170H16L15 168ZM18 170V169H17ZM21 170H23L21 168ZM25 171L28 172V170L24 169ZM73 170H76L75 168ZM79 170V169H78ZM160 170H162L160 168ZM165 170V169H163ZM171 170V169H170ZM5 172L7 170H4ZM12 171V170H11ZM19 171V170H18ZM31 171V170H30ZM72 171V170H71ZM89 171V170H88ZM169 171V170H168ZM14 171H12L13 173ZM23 172V171H22ZM50 172V170H49ZM66 172V171H65ZM74 172V171H73ZM72 172V173H73ZM147 172V171H146ZM166 172V171H164ZM1 173V172H0ZM3 173V172H2ZM9 173V172H7ZM6 173V176L8 175ZM15 173V172H14ZM17 173V172H16ZM26 173V172H23ZM30 173V172H29ZM87 173V172H86ZM151 173V172H150ZM150 173L148 175H150ZM166 173V174H167ZM11 174V173H10ZM18 174V173H17ZM21 174V173H20ZM33 174V173H30ZM42 174V173H41ZM71 174V173H70ZM74 174V173H73ZM145 174L147 177L148 175ZM165 174V176H167ZM13 175V174H11ZM67 175V174H66ZM72 175V174H71ZM86 175V174H85ZM144 175V174H143ZM2 176V174H0V177ZM19 176V175H18ZM17 176V177H18ZM31 176V175H30ZM70 176V175H69ZM73 176V175H72ZM72 176L71 177V181H72ZM151 176V175H150ZM149 176V179H150ZM163 176V175H162ZM169 176V175H168ZM21 177V176H20ZM25 177V176H24ZM33 177V176H32ZM51 177V176H50ZM52 177V179L49 181L52 185V181L54 180V178ZM68 177V176H67ZM81 177V176H80ZM83 177V176H82ZM153 177V176H152ZM8 178V177H6ZM15 178V176H14ZM22 178V177H21ZM35 178V177H33ZM32 178V179H33ZM48 178V177H47ZM57 178V177H56ZM55 181L57 182L58 180H60V178L58 180ZM166 178V177H165ZM12 179V178H11ZM17 179V178H16ZM19 179V177H18ZM69 179V178H68ZM143 179V178H141ZM160 179V177H159ZM2 180V179H1ZM0 180V181H1ZM14 180V179H13ZM45 180V181H46ZM65 180V179H64ZM145 180V178H144ZM155 180V179H154ZM162 180V179H161ZM160 180V181H161ZM17 181V180H16ZM41 181V180H40ZM66 181V180H65ZM69 181V180H68ZM156 181V180H155ZM8 182V181H7ZM15 182V181H13ZM34 182V181H33ZM44 182V181H43ZM54 182V181H53ZM73 182V181H72ZM76 182V181H74ZM143 182V181H142ZM146 182V181H144ZM149 182V181H148ZM151 182V181H150ZM2 183V182H0ZM5 183V182H3ZM12 183V182H11ZM17 183V182H16ZM36 183V182H35ZM39 183V180H38ZM58 183V182H57ZM66 183V182H65ZM27 184L31 185L30 183H28V178H24L20 181L19 183V187L22 188H26ZM37 184V183H36ZM48 184V183H47ZM54 184V183H53ZM70 184L69 182L67 183V185ZM72 184V183H71ZM166 184V186H167ZM17 184H15L16 186ZM28 187L26 188L28 191ZM34 185V183H33ZM31 185V187L33 186ZM40 185V184H39ZM37 185V186H39ZM46 185V183H45ZM55 185V184H54ZM60 185V182H59ZM64 185V184H63ZM135 185V184H134ZM139 185L141 187V183L139 182ZM143 185V184H142ZM150 185V184H148ZM165 185V183H164ZM18 186V185H17ZM42 186V184H41ZM40 186V187H41ZM50 186V184H49ZM56 186V185H55ZM138 186V185H137ZM10 187V185H9ZM14 187V183L13 186ZM18 187V188H19ZM34 187V186H33ZM39 187V188H40ZM47 187V186H46ZM61 187V186H60ZM136 187V185L134 186ZM139 187V186H138ZM137 187V188H138ZM144 187V185H143ZM24 188V189H25ZM43 188V190H41L38 195H40L41 197L43 196L44 198H37V194L35 196V201H32V204L34 207L40 206L41 210H44V214H45V220H44V226H43V232L45 235H48L50 238V245L54 246L53 249L51 250L50 248L46 249V261L45 264H74L75 261L77 260L78 256L81 255L82 251L86 248L89 247L90 251L91 249H93L94 253H92L91 256H86L83 258V260H81L80 262L82 264H109L111 263L114 258L116 259L118 252L121 250L120 248L122 247V243L125 241L124 237L126 238L125 234L129 232L130 229H133L136 226V223H134L133 221H119V219H117L116 217L113 218L112 221L108 220V222L110 221V227L109 230L106 231V235L105 237L103 236L102 239H99L97 242L96 240H90L89 241V237L88 234L89 233H84L85 230L83 231H79L77 232L74 236L75 238H67L66 234L67 232L65 231H59L58 229L60 228V223H61V216L65 215L66 213L70 212V217L73 218L74 217V211H70V207L73 206V202L72 200H67L64 198H59V194L56 193V191H58V189L53 193L57 194L53 199V195H51L50 192L48 190H46L45 187H41ZM49 188V187H48ZM47 188V189H48ZM74 188V187H73ZM147 188V187H146ZM149 188V187H148ZM147 188V191H148ZM4 189V188H1ZM12 189V188H11ZM36 189V187H35ZM63 189V188H62ZM66 189V188H65ZM131 189V188H130ZM33 190V188L31 189ZM40 190V189H38ZM36 190V191H38ZM53 190V189H52ZM141 190V188H140ZM146 191V189H144ZM150 190V189H149ZM207 190V189H206ZM26 191V190H24ZM49 193H48V192ZM68 191V190H67ZM139 191V190H138ZM210 191V190H209ZM211 191V192H212ZM14 192V191H13ZM12 190L10 191V194L13 193ZM18 192V191H17ZM124 192V191H123ZM142 192V191H141ZM139 192V193H141ZM150 192V191H149ZM148 192V193H149ZM31 194L32 192H28V194ZM33 193H35L33 191ZM37 193V192H36ZM135 193V192H134ZM200 193V192H199ZM22 194V193H21ZM25 194V193H24ZM66 194V193H65ZM138 194V192H137ZM136 194V195H137ZM210 194V193H209ZM35 195V194H34ZM133 195V194H132ZM208 195V194H207ZM213 195V194H212ZM7 196V195H6ZM12 197H15L13 195H11ZM29 196V195H28ZM33 196V195H32ZM31 196V197H32ZM39 196V197H40ZM67 196V195H65ZM2 197V196H1ZM18 197V196H17ZM20 197V196H19ZM30 197V196H29ZM131 197V196H130ZM212 197V196H211ZM7 198V197H6ZM10 198V195L8 197V199ZM16 198V197H15ZM22 198V197H21ZM25 198V197H24ZM34 198V197H33ZM32 198V199H33ZM58 198V200H57ZM68 198V197H67ZM137 198V196H136ZM135 198V199H136ZM148 198H150L149 202L147 201ZM13 201V198H10ZM18 199V198H17ZM0 200H3L0 198ZM30 199L28 198V201ZM57 200V201H56ZM123 200V198H122ZM134 200V198H133ZM180 200V201H181ZM5 201V199H4ZM9 201V200H6ZM18 201V200H17ZM21 201V200H20ZM31 201V200H30ZM121 201V200H119ZM11 202V201H10ZM9 202V203H10ZM126 202V201H124ZM122 204H125V203ZM213 202V201H212ZM8 203V204H9ZM19 203V202H18ZM30 203V202H29ZM119 204V202H117ZM116 203V204H117ZM132 203V202H131ZM130 203V204H131ZM177 203V202H176ZM5 204V203H4ZM12 204V203H11ZM10 204V205H11ZM14 204V208H15V203ZM24 204V203H22ZM27 204V203H26ZM25 204V205H26ZM146 204V206L144 205ZM165 204V203H164ZM173 204V203H172ZM213 204V203H212ZM6 205V204H5ZM18 205V204H17ZM30 205V204H29ZM120 205V204H119ZM144 205V206H143ZM168 205V204H167ZM169 205V206H170ZM210 205V203H209ZM8 206V205H7ZM6 206V207H7ZM22 206V205H20ZM3 203H0V212L4 211L5 209H7ZM12 207V208H13ZM17 207V206H16ZM30 207V206H29ZM28 207V208H29ZM32 207V206H31ZM114 207V205H113ZM116 207V206H115ZM112 208L113 210L115 209ZM145 207V208H144ZM211 207V206H210ZM11 208V207H10ZM9 208V209H10ZM11 208V210H13ZM25 208V206L23 207ZM21 209V208H20ZM32 209V208H31ZM34 209V208H33ZM37 209V208H36ZM39 209V208H38ZM125 209V208H124ZM212 209V208H211ZM214 209V208H213ZM217 209V210H216ZM8 210V209H7ZM27 210V209H25ZM40 210V211H41ZM116 210V209H115ZM9 211V210H8ZM7 211V212H8ZM15 210H13V215ZM18 211V210H17ZM20 211V210H19ZM18 211V212H19ZM24 211V210H23ZM32 210H30L31 212ZM124 211V210H123ZM210 211V208H209ZM213 211V210H212ZM216 211L217 213H219L217 216L216 215ZM5 212V211H4ZM3 212V213H4ZM12 212V211H11ZM35 212V211H32ZM112 212V211H111ZM114 212V211H113ZM122 212V211H121ZM120 212V213H121ZM127 212V211H126ZM155 212V211H154ZM10 213V211H9ZM36 213V212H35ZM33 213V214H35ZM38 213V212H37ZM124 213V212H123ZM129 213V212H128ZM152 213V212H151ZM6 214V212H5ZM41 214V213H40ZM113 214V213H112ZM211 214V213H210ZM3 215V214H2ZM8 215V214H7ZM12 215V213H11ZM10 215V216H11ZM36 215V214H35ZM34 215V216H35ZM43 215V214H42ZM117 215V214H116ZM121 215V214H120ZM126 215V214H125ZM136 215V216H137ZM149 215V216H148ZM212 215V214H211ZM210 215V216H211ZM37 216V215H36ZM115 216V214L113 215ZM130 216V215H128ZM134 216V215H133ZM217 216V219H216ZM4 217V216H3ZM108 217V215H107ZM110 217V216H109ZM119 217V216H117ZM121 217V216H120ZM124 217V216H123ZM153 217V214H152ZM219 217V218H218ZM40 218V216H39ZM112 218V216H111ZM210 218V217H209ZM6 219V218H5ZM106 219V218H105ZM124 219V218H123ZM128 219V218H127ZM212 219V218H210ZM39 220V219H38ZM136 220V219H135ZM144 220V219H143ZM148 220V219H147ZM146 221V219L144 220ZM207 221V220H206ZM1 222V221H0ZM139 222H137L139 224ZM148 222V221H147ZM2 223V222H1ZM8 223V222H7ZM107 223V222H106ZM140 222L139 225H141ZM146 223V222H145ZM144 223V224H145ZM206 223V222H205ZM217 223V222H216ZM102 224V223H101ZM7 226V224H5ZM4 225V226H5ZM67 226V224H65ZM104 225V224H103ZM106 225V224H105ZM204 225V224H202ZM201 225V227H202ZM218 225V224H217ZM3 225L0 224V264H13L12 262L17 261L16 257L18 255H20V251L19 248H17V241L18 238L16 237V234H10L7 233V231L5 230L6 228H4ZM107 226V225H106ZM105 226V228H106ZM109 226V225H108ZM193 226V225H192ZM190 225V227H192ZM197 226V225H196ZM199 226V225H198ZM90 227V226H89ZM143 227V226H142ZM200 227V226H199ZM209 227V226H208ZM218 227V226H217ZM102 228V227H101ZM99 228V229H101ZM136 228V227H135ZM185 228V227H184ZM207 228V227H206ZM42 229V228H41ZM84 229V228H81ZM86 229V228H85ZM194 229V228H193ZM78 230V229H77ZM89 230V229H87ZM106 230V229H105ZM105 230L103 232H105ZM137 230V229H136ZM192 230V229H191ZM216 230V229H214ZM213 230V231H214ZM13 231V230H12ZM15 231V230H14ZM93 231V230H92ZM99 231V230H98ZM186 231V230H185ZM184 231V232H185ZM94 232V231H93ZM100 232V231H99ZM102 232V234H103ZM182 232V231H181ZM183 232V234H184ZM187 232V231H186ZM189 232V230H188ZM98 233V232H97ZM193 232H191L192 234ZM69 234V232H68ZM74 234V233H73ZM100 234V233H99ZM101 234V235H102ZM130 234V232H129ZM186 234V233H185ZM188 234V233H187ZM97 235V234H96ZM132 235V234H131ZM214 235V233H213ZM182 236V235H181ZM186 235V239H187ZM97 237V236H96ZM132 237V236H131ZM213 237V236H212ZM93 238V237H92ZM99 238V237H97ZM96 238V239H97ZM128 238V237H127ZM211 238V237H209ZM23 239V238H22ZM21 239V240H22ZM71 239V240H70ZM207 239V238H206ZM205 239V240H206ZM49 240V239H48ZM70 240V241H69ZM173 240V239H172ZM171 240V241H172ZM23 241V240H22ZM170 241V242H171ZM210 241V239H209ZM175 242V241H174ZM173 242L172 246H175ZM93 243H96V245H93ZM168 243V241H167ZM20 244V243H19ZM126 244V243H125ZM203 244V243H202ZM24 245V244H23ZM98 245V246H97ZM161 245V244H160ZM193 245V244H192ZM200 245V243H199ZM97 246V247H96ZM165 246H167L165 244ZM178 246V244L176 245ZM195 246V245H194ZM169 247V246H168ZM197 247V246H196ZM21 248V247H20ZM160 248V247H159ZM167 248V247H166ZM171 249V248H169ZM167 249V251H173L174 250L171 249L169 250ZM187 249V247L185 248ZM24 250V249H23ZM88 250V249H87ZM157 250V249H156ZM165 250V249H164ZM184 250V249H183ZM182 250V251H183ZM192 250V249H191ZM89 251V250H88ZM89 251V252H90ZM163 251V250H162ZM180 251V250H179ZM178 251V252H179ZM86 252V250H85ZM178 252H176L178 254ZM84 253V252H83ZM88 253V252H86ZM159 253V251H158ZM161 253V252H160ZM164 253V252H163ZM168 253V252H167ZM171 253V252H170ZM182 253V252H181ZM187 253V250H186ZM154 253H152L153 255ZM166 254V253H165ZM183 254V253H182ZM90 255V254H88ZM156 255V254H155ZM158 255V254H157ZM160 255V254H159ZM170 255V254H169ZM172 255V253H171ZM176 257V254H173ZM181 256V254H180ZM192 256V257H191ZM193 256H197L195 258H193ZM150 257V256H149ZM156 257V256H155ZM183 257V255H182ZM182 257H179L182 259ZM190 257L191 261H189L190 259L188 258ZM18 258V257H17ZM169 258V257H168ZM16 259V260H15ZM153 259H155L153 257ZM152 259V260H153ZM160 259V258H159ZM164 259V256H163ZM167 259V258H166ZM168 260V259H167ZM166 260V261H167ZM177 260V259H176ZM117 261V259H116ZM147 260L144 261V263ZM149 261V259H148ZM165 261V259L163 260ZM170 261V260H169ZM152 262V261H151ZM150 262V263H151ZM157 262L154 261V263ZM159 262V261H158ZM162 262V261H160ZM171 262V261H170ZM79 263V262H78ZM114 263V262H113ZM143 263V262H141ZM143 263V264H144ZM149 263V262H148ZM164 263V262H162ZM168 263V262H167ZM15 264V263H14ZM17 264V262H16ZM116 264V263H115ZM153 264V262H152ZM156 264V263H155ZM165 264V263H164Z\"/></svg>",
    "mask_w": 264,
    "mask_h": 264
}]
</instances>
